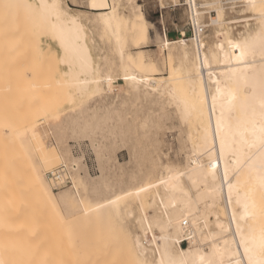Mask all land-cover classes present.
Returning a JSON list of instances; mask_svg holds the SVG:
<instances>
[{"label": "bare ground", "instance_id": "6f19581e", "mask_svg": "<svg viewBox=\"0 0 264 264\" xmlns=\"http://www.w3.org/2000/svg\"><path fill=\"white\" fill-rule=\"evenodd\" d=\"M170 1V9L183 5L182 0ZM200 1L201 7L197 2L187 6V25H192L193 31L204 25L206 30L201 34L196 31L197 37L187 31L189 35L177 41L183 52V69L176 64L177 45L164 44L169 50L170 70L169 79L164 80L151 73L155 65L147 64L141 54L151 43L150 22L143 4L136 0H89V4L101 8L92 18L89 11L73 10L66 0H0V10L10 11L7 15L12 19L6 18L8 22H13L14 14L24 18L23 23L20 17L15 18L18 21L12 26L19 22L18 31L24 29L25 34H31L32 26L36 38H48L57 46L58 51L50 42L45 43L54 60V71L60 67L53 80L59 85L54 87L61 88L57 94L60 92L72 109L81 113L92 109L88 105L91 100L118 91L115 83L119 79L137 97L147 100L156 91L165 95L168 106L186 125L191 149L184 165L169 162L157 179L113 193L105 174L88 175L80 182L95 196L93 203L85 206L82 195H78L83 215L118 216L130 205V198L139 202L141 211L136 220L140 231L133 235L131 247L135 264H264V0ZM73 2L81 4L80 0ZM153 2L166 7L165 0ZM122 4L130 5V14L122 11ZM210 8L216 11L215 16ZM94 19L116 42L124 62L118 74L108 66L103 45L94 38ZM2 20L0 17L1 24ZM128 36L138 55H126L133 51ZM90 122L95 125L98 121L95 118ZM91 130L80 121L74 134L94 136ZM25 166L30 182L18 170L9 172L13 176L20 172L22 181L14 176L18 180L13 177L11 186L12 174L9 181L8 172V178L0 180V225H30L36 233L41 207L46 200L47 206H53L54 195L45 190L33 164L26 160ZM11 190L18 202L14 205ZM149 192L152 202L147 200ZM25 196L34 207L30 213L28 201L22 202ZM148 204L157 207L152 215L145 211ZM128 209V214L134 215V210ZM27 213L32 215L31 220ZM184 239L188 240L187 246H182ZM4 260L0 250V264H6Z\"/></svg>", "mask_w": 264, "mask_h": 264}, {"label": "rangeland", "instance_id": "374dc122", "mask_svg": "<svg viewBox=\"0 0 264 264\" xmlns=\"http://www.w3.org/2000/svg\"><path fill=\"white\" fill-rule=\"evenodd\" d=\"M80 1L82 7L77 8L84 10H88L87 7L93 8L89 0ZM136 1L143 4V10L150 22L151 43L142 50L141 54L147 64L155 65L151 72L154 76L168 80L169 50L164 44L177 45L179 38L193 31V26L187 25L189 10L187 11L185 5L170 9L168 7V4H171L170 0H165V8H160V5L153 2L154 0ZM127 5L122 4L120 8L130 14V5ZM95 8L101 10L99 7ZM91 11L89 14L96 16L98 11ZM211 11L215 16L216 11L214 9ZM14 15L17 18L19 14ZM9 16L7 13L0 16L3 17L2 24L0 21V180L2 177H9L10 181V173L18 170L23 171L24 178L30 182L29 170L25 168V161L28 160L33 164L45 190L48 193L53 192L54 197L51 196L53 206H47L46 200L41 207L40 227L38 225L36 233L35 228L31 229L30 225L18 224L17 228L9 223L0 225V250L4 261L6 264H135L131 247L133 235L140 231L136 220L141 211L139 202L130 198L128 203L130 205L123 208L118 216L107 214L99 218L94 214L83 215V206L79 202L78 195H82V203L85 206L91 205L95 196L90 194L80 182L88 175L105 174L104 176L107 177L105 180L114 188V190L111 188L113 193L122 190L121 188L126 189L157 179L163 165L170 163L184 165L187 152L191 149L190 140L186 135V125L168 106L165 95L156 91L147 100L137 97L122 80L119 84L115 83L118 91L114 94L91 100L88 105L92 109L87 108L82 113L75 108L72 109L68 101H63L60 92L59 95L57 94L61 88H55L59 84L55 85L54 81L59 75L60 67L58 71H54L56 68L51 58V51L45 45L48 38H40V40L36 38L35 30L29 22L32 30L29 28L27 31L31 30V34L23 33L24 29L18 31L19 22H17L18 27L12 26L18 19L11 14L14 18L11 24L6 19ZM94 20L96 28L100 30L102 54L106 57L108 66L118 74L124 62L117 51L116 42L99 21ZM27 27L25 26L26 29ZM19 32H21V41H25V46L23 43L20 49L17 43ZM9 34H13L16 39L12 46L6 47L3 38ZM30 35L36 40L30 39ZM127 40L129 49L133 51L127 52L126 55H138L139 53L132 46L131 36H128ZM174 54L177 66L181 69L185 68L180 46L175 47ZM47 58H51L54 65ZM56 95L59 96L58 99H62H60L62 104L60 100H56L58 97ZM106 106L111 108L105 111ZM95 118L98 122L94 125L90 121ZM80 121L84 126L92 128L91 133L95 135L90 137L75 135L74 131ZM75 142H89L92 149L89 147L88 152L76 153L71 145ZM94 142H98L99 145H94ZM98 146L100 148L102 146L103 149ZM62 162H76L80 166L74 175L77 190L68 187L57 191L49 183L47 170ZM7 172L8 177L5 176ZM20 172L15 173L19 175ZM13 174L12 180L14 176L18 177ZM21 177L18 178L22 181ZM12 180L11 186L14 182ZM14 184L13 186L16 187ZM30 186L27 185L28 189ZM11 193L14 197L12 198L15 199V192ZM149 193L147 200L152 202V192ZM12 195L10 194V203L13 201ZM25 197L28 199V196ZM27 199L22 202L28 201L25 204L30 213V209L33 211L34 207ZM14 202L17 200L15 199L11 204L14 205ZM128 208L134 210V215L130 214L133 216L128 214ZM156 208L154 204H148L145 211L147 215H152ZM222 209L220 207V210ZM210 217L215 219L212 214ZM29 219L31 220L32 217ZM31 222L33 223V220ZM33 225L36 226L35 223ZM211 227L214 225L212 224ZM29 230H33L32 233L35 234L28 235Z\"/></svg>", "mask_w": 264, "mask_h": 264}, {"label": "built area", "instance_id": "2783aa9c", "mask_svg": "<svg viewBox=\"0 0 264 264\" xmlns=\"http://www.w3.org/2000/svg\"><path fill=\"white\" fill-rule=\"evenodd\" d=\"M196 2L199 3L198 6L201 7L200 0H182V4L188 7L191 6V4L194 5ZM212 12L213 11H210V13ZM205 30H206V27L204 25H201L199 29L193 31L194 37L198 36L197 32L201 34ZM166 32H167V29H166ZM71 145L73 146L72 148L73 151L76 153H82L85 151L88 152L90 151V148L92 149L91 143L89 145V142H85V143L75 142V143H72ZM84 162H85V157H84ZM86 164H88L87 161H86ZM79 167L80 166H78V164L75 162L74 163L62 162L58 166L47 170L46 176L54 190L58 191V190L68 188V187L73 188L74 190H77L74 175ZM184 225L188 226L187 222H184ZM183 244H188V240L184 239L182 241V245Z\"/></svg>", "mask_w": 264, "mask_h": 264}, {"label": "crops", "instance_id": "0c3cea01", "mask_svg": "<svg viewBox=\"0 0 264 264\" xmlns=\"http://www.w3.org/2000/svg\"><path fill=\"white\" fill-rule=\"evenodd\" d=\"M66 2L68 3V0H66ZM2 3L3 2H1V4H0V6L2 5ZM69 4V6L71 7V5L73 6V7H71L73 10H75V11H91V10H95V11H91V12H96V11H98V9H96V8H89V7H87V9L88 10H84V9H80V8H77V7H82L80 4H75V3H73V2H71V3H68ZM5 5L3 4V7H4ZM2 7V6H1ZM5 8H6V6H5ZM5 8H1L2 10L3 9H5ZM5 11V10H4ZM4 11H1L0 10V13L2 12V14L3 13H7V11H9V10H7L6 12H4ZM10 12V11H9ZM9 12H8V14H9ZM10 14H12V13H10ZM91 15V18L93 17V15L94 14H90ZM24 19V18H23ZM23 21H25V20H23ZM91 27H92V30L94 31V38H95V40H96V42L98 43V44H100V45H102L101 44V42L99 41V35H100V30L99 29H97L95 26H93L92 24H91ZM24 33H25V31H23ZM19 34V36H18V39H17V43H18V47H19V49L21 48V45L23 46V43H24V46H25V41H21V35H20V32L18 33ZM25 38L26 37H24L23 39L25 40ZM4 44H5V46L6 47H10V46H12L14 43H15V36L13 35V34H9V35H6L4 38ZM46 41H48V42H50V45H51V47H52V49L53 50H56V51H58V48H57V46L55 45V43L54 42H52L51 40H49V39H46ZM99 52H95V54H98ZM119 81H121V80H117L116 82H118V84H119Z\"/></svg>", "mask_w": 264, "mask_h": 264}, {"label": "snow or ice", "instance_id": "6c2138e0", "mask_svg": "<svg viewBox=\"0 0 264 264\" xmlns=\"http://www.w3.org/2000/svg\"><path fill=\"white\" fill-rule=\"evenodd\" d=\"M68 3H71V0H68ZM93 8L96 7V5H92ZM65 52H66V55H69L70 54V51L68 49H65Z\"/></svg>", "mask_w": 264, "mask_h": 264}]
</instances>
